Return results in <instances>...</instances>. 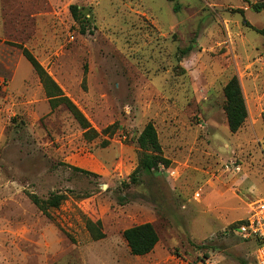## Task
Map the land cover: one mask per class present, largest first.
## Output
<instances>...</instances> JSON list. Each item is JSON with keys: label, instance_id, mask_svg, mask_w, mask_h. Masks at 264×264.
<instances>
[{"label": "rangeland", "instance_id": "374dc122", "mask_svg": "<svg viewBox=\"0 0 264 264\" xmlns=\"http://www.w3.org/2000/svg\"><path fill=\"white\" fill-rule=\"evenodd\" d=\"M262 1L0 0V264H257L233 225L264 198V11L251 9ZM13 44L93 128L118 124L114 136L87 141L64 106L51 111ZM234 75L249 111L235 134L224 109ZM150 122L173 165L124 187ZM53 194L66 199L48 215L31 198ZM143 223L160 241L135 256L123 233Z\"/></svg>", "mask_w": 264, "mask_h": 264}, {"label": "trees", "instance_id": "16d2710c", "mask_svg": "<svg viewBox=\"0 0 264 264\" xmlns=\"http://www.w3.org/2000/svg\"><path fill=\"white\" fill-rule=\"evenodd\" d=\"M173 1V0H171ZM248 3V0H246ZM251 9L256 13L264 11V1L251 4ZM72 13L76 20H80L83 15L77 6L71 7ZM174 10H179V5L174 6ZM241 14H244L243 10H239ZM264 36V29L257 30ZM22 50L25 58L30 62L35 74L38 76L45 95L49 101L51 111L64 106L73 116L74 120L79 124L84 131L83 135L87 141H94L101 136L113 137L116 133L118 124L109 126L103 129L101 132L92 127L89 120L80 111V109L68 98L58 83L48 74L44 67L40 64L37 58L24 46L13 44ZM193 46L186 48L184 54H188L192 51ZM225 96V113L231 133L235 134L240 131L249 117L248 106L246 98L244 96L243 88L240 79L237 75H234L224 87ZM110 144L109 140L102 141V147H106ZM138 145L141 150V159L137 169L131 174L130 182H123L124 187H128L131 184L140 185V173L144 172L148 176H155L162 169H169L172 167L173 162L164 155L162 145L159 140L158 131L155 125L148 123L140 136L138 137ZM73 170L82 172L85 175H95L86 170L73 167ZM33 203L39 207L45 214H49L51 209H58L66 199L65 195L53 194L48 199H41L36 195L31 196ZM246 222L239 221L233 225V229L240 228ZM95 227V226H94ZM99 235L97 239H101L103 234L99 229L94 230ZM123 237L126 240L131 254L135 256H145L152 253L157 247L160 237L151 223H143L135 225L126 229L123 233Z\"/></svg>", "mask_w": 264, "mask_h": 264}, {"label": "built area", "instance_id": "2783aa9c", "mask_svg": "<svg viewBox=\"0 0 264 264\" xmlns=\"http://www.w3.org/2000/svg\"><path fill=\"white\" fill-rule=\"evenodd\" d=\"M225 168L228 171H241L240 166L226 165ZM245 222L239 232L244 233V238L255 243L257 264H264V198L252 207L250 217Z\"/></svg>", "mask_w": 264, "mask_h": 264}, {"label": "crops", "instance_id": "0c3cea01", "mask_svg": "<svg viewBox=\"0 0 264 264\" xmlns=\"http://www.w3.org/2000/svg\"><path fill=\"white\" fill-rule=\"evenodd\" d=\"M1 30H3V28H1ZM2 63V62H1ZM2 65L5 67V71H7V69L10 67V66H13V64L11 65V64H6V63H2ZM16 67V66H15ZM5 71H2V73H5ZM16 74V69H14L13 71H12V77L14 76Z\"/></svg>", "mask_w": 264, "mask_h": 264}]
</instances>
